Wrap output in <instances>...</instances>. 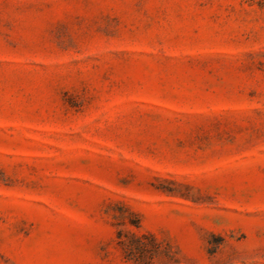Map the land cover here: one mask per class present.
<instances>
[{
	"label": "rangeland",
	"instance_id": "1",
	"mask_svg": "<svg viewBox=\"0 0 264 264\" xmlns=\"http://www.w3.org/2000/svg\"><path fill=\"white\" fill-rule=\"evenodd\" d=\"M0 264H264V0H0Z\"/></svg>",
	"mask_w": 264,
	"mask_h": 264
}]
</instances>
